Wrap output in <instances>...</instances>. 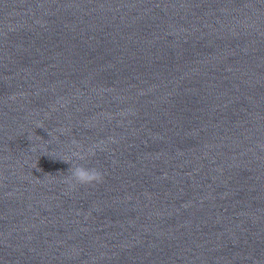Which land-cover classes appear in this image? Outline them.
Here are the masks:
<instances>
[{"label":"clouds","instance_id":"1","mask_svg":"<svg viewBox=\"0 0 264 264\" xmlns=\"http://www.w3.org/2000/svg\"><path fill=\"white\" fill-rule=\"evenodd\" d=\"M38 128H41L38 126ZM49 135V134H48ZM72 145L77 151H72L67 160L70 167L61 179L69 190L78 189L80 186H95L104 182V173L96 167H89L88 163L92 157L96 156L97 148L100 145L89 146L86 150L83 145L76 140H72Z\"/></svg>","mask_w":264,"mask_h":264}]
</instances>
